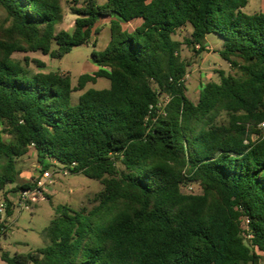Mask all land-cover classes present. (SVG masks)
<instances>
[{"label":"trees","instance_id":"obj_1","mask_svg":"<svg viewBox=\"0 0 264 264\" xmlns=\"http://www.w3.org/2000/svg\"><path fill=\"white\" fill-rule=\"evenodd\" d=\"M62 1L0 0L10 22L0 24V192L6 199L34 186L19 183L17 167L31 148L42 169L74 162L71 174L100 181L103 190L90 209L57 207L46 246L4 251L1 260L262 264L264 13L245 14L249 0H65L75 25L58 31ZM101 19L109 20L110 42L93 51L98 69L76 87L69 75L31 73L13 58L39 51L61 59L88 44ZM135 20L141 24L124 28ZM188 25L190 36L174 39ZM212 33L223 38L220 56L236 73L220 71L194 103L182 46L207 51ZM99 78L110 88L88 89L72 105V93ZM222 114L227 121L218 123ZM191 185L200 193L183 192Z\"/></svg>","mask_w":264,"mask_h":264},{"label":"rangeland","instance_id":"obj_2","mask_svg":"<svg viewBox=\"0 0 264 264\" xmlns=\"http://www.w3.org/2000/svg\"><path fill=\"white\" fill-rule=\"evenodd\" d=\"M260 1L249 0L243 12L249 15L260 12ZM262 1L264 2V0ZM62 2L64 20L57 27V30L72 31L76 17L72 14L65 0ZM105 2L106 0H98L99 4ZM0 24H5V26L10 25V22L7 21V14L1 6ZM96 27H98L99 33L95 34L88 44L74 47L70 53L61 59H51L39 51L15 53L13 58L22 62L31 73L58 72L61 75H69L72 80V85L76 87L78 78L81 75H91L98 69L93 61V51H103L111 39L108 19H101L96 24ZM125 28L132 30L134 24H125ZM191 31L192 28L188 25L178 30L173 37L180 42H184V38L189 37ZM223 46V38L213 33L209 34L206 38L207 51L196 53L186 45L182 46L181 56L190 64L185 79V85L187 86L186 95L194 103L198 101L202 85L211 81H220V71L226 74L236 73V70L220 56V51L223 49ZM26 58L29 60L28 64L25 61ZM36 60L40 61L44 66L36 63ZM110 85V81L105 78H99L95 84H87L84 90L74 91L72 93V105L78 104L80 95L88 89H109ZM226 121L227 117L225 114H222L217 119L218 123H225ZM2 138L7 141L10 139V136L3 134ZM17 167L21 172L19 183L34 182L39 175L40 165L33 148L29 150L27 155L18 160ZM54 168H51L49 171L54 172ZM102 190L103 185L100 181L89 179L81 173L71 174L69 176H62L56 173L54 182L47 187L46 199H40L30 209H12V214L9 217L4 215L2 225H5L4 231L7 235L0 236V247L2 249L0 250V264H5L1 260V255L4 251L13 256L16 253L27 254L46 246L49 242L45 235V230L55 217L57 207L67 205L74 210H80L82 208L90 209L94 205L95 196ZM183 192L186 194L200 193V189L197 185H191L184 187ZM2 198L3 193L0 192V199ZM0 234H2V231H0ZM262 264H264V253Z\"/></svg>","mask_w":264,"mask_h":264},{"label":"built area","instance_id":"obj_3","mask_svg":"<svg viewBox=\"0 0 264 264\" xmlns=\"http://www.w3.org/2000/svg\"><path fill=\"white\" fill-rule=\"evenodd\" d=\"M261 127L264 128V122L261 124ZM76 166V163H71L69 166H60L55 167L54 172L39 168V175L34 180V186L28 189H20L15 192H10L6 199H0V226L3 222V217L7 213L8 206L12 208L24 210L30 209L34 206L40 199H46L47 187L54 182V176L56 173L61 174L62 176L71 175V169ZM5 227H1L2 233Z\"/></svg>","mask_w":264,"mask_h":264},{"label":"crops","instance_id":"obj_4","mask_svg":"<svg viewBox=\"0 0 264 264\" xmlns=\"http://www.w3.org/2000/svg\"><path fill=\"white\" fill-rule=\"evenodd\" d=\"M258 13H264V2L261 0L260 1V12H258ZM108 22H109V20H108ZM127 25H130V24H134V28L136 27V26H138V25H140L141 24V21L140 20H135V21H132V22H129V23H126ZM123 26H124V28H125V24H123ZM133 28V29H134ZM126 29V28H125ZM132 29V30H133ZM129 30V29H128ZM131 31V30H130Z\"/></svg>","mask_w":264,"mask_h":264}]
</instances>
